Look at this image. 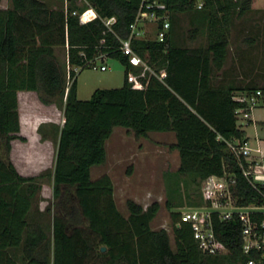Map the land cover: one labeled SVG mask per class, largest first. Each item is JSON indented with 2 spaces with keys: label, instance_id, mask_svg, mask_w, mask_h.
<instances>
[{
  "label": "trees",
  "instance_id": "1",
  "mask_svg": "<svg viewBox=\"0 0 264 264\" xmlns=\"http://www.w3.org/2000/svg\"><path fill=\"white\" fill-rule=\"evenodd\" d=\"M67 1L65 8V0H9V6L0 9V264L244 261L237 217L221 221L213 213L216 235L227 253L209 255L199 248L190 225L181 222L180 209L184 197L190 206L209 205L200 194L203 182L224 173L236 180L231 191L239 205L264 203V183H250L242 171L248 163L239 161L229 147L235 139L246 142L244 126L235 114L246 104L235 98L260 91L259 104L264 83L242 84L234 79L213 83L214 77L223 76L234 18L259 8L256 0H163L165 7L159 12L168 14L171 24L165 41H131L151 67L145 72L130 65L118 49L130 35L129 26L142 0ZM199 1H203L200 9ZM184 14L205 25V45L175 43L174 22ZM110 17L116 22L109 29L103 20ZM199 30L198 26L191 29L190 38ZM100 54L118 58L124 65L123 85L98 88L88 100H80L73 68L88 66ZM162 71L165 76L160 78ZM131 75L137 76L135 81L129 80ZM21 91L35 92L43 105L63 111L62 126L52 124L50 133L56 141L54 167L36 176L21 175L10 158L11 142L25 140L20 135ZM115 127L127 129L136 138H147L150 132L174 133L175 142L169 147L177 150L179 166L164 174L174 248L165 228L151 226L159 202L145 208L127 199L128 215L124 216L116 206L111 178L106 174L91 177V169L106 162V141ZM39 132L46 138L42 126ZM45 177L52 180L54 200L41 214L50 221L31 217ZM196 194L199 200L193 197Z\"/></svg>",
  "mask_w": 264,
  "mask_h": 264
},
{
  "label": "rangeland",
  "instance_id": "2",
  "mask_svg": "<svg viewBox=\"0 0 264 264\" xmlns=\"http://www.w3.org/2000/svg\"><path fill=\"white\" fill-rule=\"evenodd\" d=\"M8 6L9 0H0V9ZM256 6L259 8L233 20L227 60L224 71L220 73H223L222 79L226 77V83L233 79L242 84H251L255 81L259 84L264 83V0H256ZM196 26L200 30L196 37L191 39L190 30ZM148 38H154V36L150 35ZM173 39L177 45L183 47L203 46L207 42V30L203 23L194 21L189 14L178 15L174 22ZM61 61L66 62L65 54L61 55ZM101 65H105L107 70L102 71ZM95 66L96 68H93V65L73 68L76 71L77 97L80 100H88L98 88H118L123 85L125 68L118 58L106 56L103 59H97ZM69 68L66 66V72ZM68 82L70 85L72 78L69 77ZM218 82L223 80L220 79ZM28 97V94H18L20 135L25 137V140L14 139L11 142L10 158L21 175L36 176L43 171L53 169L56 141L46 143L38 138H29L33 132L29 122L24 126L28 137L21 134L20 112H24L25 118L32 113L40 115L42 120L51 121V127L52 124L61 126L64 120L61 108L56 105L42 107L38 98H33L35 100L31 99L33 100L31 101ZM261 106L264 107V105ZM52 128L46 131L51 133ZM249 132L253 139V132ZM172 141L173 137L170 133L150 132L147 138H136L127 129L115 127L106 141V162L104 165L93 167L91 177L94 180L106 174L111 178L116 206L124 216L128 215L125 205L127 199H133L145 208L153 202H159L160 209L151 226L153 229L165 228L170 235L171 246L174 248L171 216L165 207L168 195L164 179L166 172H173L179 166L177 150L175 152L169 147ZM40 183L41 189L33 200L31 217L33 219L44 217L46 221H50L46 214L41 213L54 200L52 180L45 177L40 180ZM182 194L184 197L183 190ZM200 194L204 201L210 195L202 187ZM193 197L199 200L197 194ZM201 207L203 206H190L184 197V204L180 210L187 211ZM19 254L20 251H17L15 255L19 256Z\"/></svg>",
  "mask_w": 264,
  "mask_h": 264
},
{
  "label": "built area",
  "instance_id": "3",
  "mask_svg": "<svg viewBox=\"0 0 264 264\" xmlns=\"http://www.w3.org/2000/svg\"><path fill=\"white\" fill-rule=\"evenodd\" d=\"M68 1L65 0V8ZM203 6V1L197 3V8ZM163 0H142L135 20L130 24V35L127 39L121 40L118 47L119 51L128 59V63L133 67L139 68L142 72L152 71L147 62L141 58L132 47V39H145L153 35L158 41H165L171 24L168 14H161L159 10L164 9ZM89 12L97 15L90 8ZM72 15H77L76 11ZM106 27H110L116 22L115 17L105 18ZM106 54H100L94 60L89 62L96 68L95 61L103 59ZM69 67V66H68ZM102 71L107 70L105 65H101ZM70 70V68H69ZM68 70V71H69ZM165 76L162 71L160 78ZM136 75L129 77L130 81H135ZM260 91L251 95L238 96L235 99L240 103L246 104L235 111L238 124L245 126L251 117V111L258 106ZM230 149L238 156V160L246 161L245 156L249 155L250 149L245 143L240 144L238 140L229 143ZM244 156V157H241ZM248 163V168L242 167L244 176L255 186L257 183H264V175L258 172L255 165ZM236 180L231 175L224 173L221 176L212 175L208 177L202 185L205 191L209 192L205 205L201 208H191L187 211H181V222L188 223L192 229L193 237L197 241L202 252L209 255L227 253V249L222 246L216 235L213 221V213L221 221L230 220L237 217L240 220L243 245V254L247 257L238 264H264V203H250L248 205H239L232 195L231 188ZM179 225V223L177 224Z\"/></svg>",
  "mask_w": 264,
  "mask_h": 264
},
{
  "label": "crops",
  "instance_id": "4",
  "mask_svg": "<svg viewBox=\"0 0 264 264\" xmlns=\"http://www.w3.org/2000/svg\"><path fill=\"white\" fill-rule=\"evenodd\" d=\"M220 79L223 80L224 83H226V79L225 78L222 79L219 75L213 78V83L214 84L218 83ZM20 93L28 94L29 95L28 98L30 100L33 98L37 99V95L35 92L21 91L18 94ZM32 95L34 97H32ZM40 105L42 107H47L42 103H40ZM261 105H264V99H260L258 106L251 111L250 121L243 127V129L245 130V135H246L245 144L250 149L249 155L245 156L247 157L246 161L252 163V165H255L257 171L261 172L264 175V107ZM20 114H21V134H24L28 137V135L24 131V126L27 122H29V127L31 126L32 128L31 130H33L29 138L31 137H33V139L38 138L40 141L46 143L55 141L53 138L50 137L51 135L50 132L46 131L48 128H52L50 124L51 121L42 120L41 119L42 117L40 115H36L34 113L26 116V118L25 116H23L24 112H20ZM40 126H42V132L46 135V138H42V134L41 132H39ZM249 131L253 132L254 134L253 139L251 138ZM159 133H163V134L170 133L171 136L173 137V141L171 142V144L175 142L174 133L172 132H159ZM174 151L176 152V150Z\"/></svg>",
  "mask_w": 264,
  "mask_h": 264
},
{
  "label": "water",
  "instance_id": "5",
  "mask_svg": "<svg viewBox=\"0 0 264 264\" xmlns=\"http://www.w3.org/2000/svg\"><path fill=\"white\" fill-rule=\"evenodd\" d=\"M105 249H106V247H102V248H101L102 251H105Z\"/></svg>",
  "mask_w": 264,
  "mask_h": 264
}]
</instances>
